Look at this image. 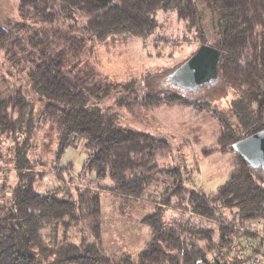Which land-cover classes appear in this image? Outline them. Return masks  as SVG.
Instances as JSON below:
<instances>
[{"label": "trees", "instance_id": "obj_1", "mask_svg": "<svg viewBox=\"0 0 264 264\" xmlns=\"http://www.w3.org/2000/svg\"><path fill=\"white\" fill-rule=\"evenodd\" d=\"M211 6L222 20L213 46L221 51L216 87L225 85L236 98L229 116L223 109L211 110L209 103L192 101L197 112L210 113L220 126L217 141L202 147V154L232 153L228 178L210 193L189 182V172L160 165L171 148L165 137L121 127L96 103L113 92H130L136 82L115 84L83 58L87 49L110 36L153 35L161 9L175 11L190 27L199 25L197 0H19L21 15L30 23L0 21L6 58L26 70L47 100L45 112L57 122L55 160L72 146L88 154L82 174L68 170L69 184L41 191L34 163L42 160L28 156L37 127L33 106L20 90L0 98V148L10 146L8 156L0 152V160L10 157L16 175L12 182L5 175L0 184V264H248L258 255L264 261L263 242L247 253L242 244L255 239L254 221L264 232V168L252 167L233 148L236 141L264 129V0H211ZM198 35L206 43L203 29ZM179 88L153 90L126 106L134 112L140 105L191 102ZM232 116L243 124L242 132L235 131ZM160 181L166 189L146 196L149 186ZM99 189L122 197V204L150 199L157 205L141 219L150 237L136 259L101 247ZM169 209L183 210L185 219L165 221ZM85 219L94 221L87 222L91 225L80 240L73 239L70 229L81 227Z\"/></svg>", "mask_w": 264, "mask_h": 264}, {"label": "rangeland", "instance_id": "obj_2", "mask_svg": "<svg viewBox=\"0 0 264 264\" xmlns=\"http://www.w3.org/2000/svg\"><path fill=\"white\" fill-rule=\"evenodd\" d=\"M197 1L201 11L199 25L190 27L177 19L175 11L161 9L156 13L158 25L153 35L144 39L126 34L110 36L104 42L95 44L91 50L87 49L83 58L91 61L115 84L136 82L131 93L126 90L113 92L96 103L107 108L108 114L115 118L121 127L154 132L165 137L171 148L169 154L165 155L168 158L159 160L160 165L164 168L179 167L183 175H186V171L189 172V182L210 193L228 178L232 168V153L219 152L210 156L202 154V147L211 146L217 141L220 126L210 113L197 112L193 102L198 100L209 103L211 110L219 113L223 109L229 116L232 113L231 103L236 98L231 90L223 84L216 87L218 83H214L201 86L196 91L184 90L191 102L181 106L150 108L140 105L136 108L135 105L134 112H129L126 106V102H133L130 99H140L144 94L152 93L151 91L156 89H163L162 92L173 88V91L181 90L176 84L172 87L170 76L178 65L188 60L202 44L198 29L206 32L208 40L204 44L215 45L214 40L222 22L220 14L213 10L211 0ZM18 5L19 0H0V21L13 19L30 23L28 18L21 15ZM19 90L31 102L37 122L28 156L42 160V163H34L37 178L41 180L38 182L40 190L47 192L69 184L72 180L68 170H72L75 176L82 174L88 158L87 152L80 146H72L58 162L55 160L59 128L53 116L45 112L47 100L34 88L26 70L13 65L0 47V98L10 97ZM230 121L236 132L243 131V124L236 122L235 116L230 117ZM5 146L0 148V152L3 156H8L10 146ZM10 160V157L0 160V167L4 169L0 174V184L5 175H8L11 182L16 180ZM41 171L45 172V176ZM153 189L160 194L166 186L161 181L152 183L145 195L152 194ZM100 192L101 209L98 218L101 225L96 229L98 238L101 239V247L108 253L129 254L136 259L145 249L150 237V228L148 225H142L141 219L156 211L157 205L150 199L122 204V197L109 195L102 189H99ZM181 212L183 210L169 209L164 215L165 221L171 222L177 217L185 219L184 213ZM93 221L85 219L81 227H72V238L80 240L84 232L88 231L86 228L91 225L87 222ZM62 235L63 231L59 233V237Z\"/></svg>", "mask_w": 264, "mask_h": 264}, {"label": "water", "instance_id": "obj_3", "mask_svg": "<svg viewBox=\"0 0 264 264\" xmlns=\"http://www.w3.org/2000/svg\"><path fill=\"white\" fill-rule=\"evenodd\" d=\"M221 51L201 44L197 51L171 74L173 85L196 91L201 86L214 84L219 79ZM233 148L254 168H264V129L244 137Z\"/></svg>", "mask_w": 264, "mask_h": 264}, {"label": "built area", "instance_id": "obj_4", "mask_svg": "<svg viewBox=\"0 0 264 264\" xmlns=\"http://www.w3.org/2000/svg\"><path fill=\"white\" fill-rule=\"evenodd\" d=\"M252 232L255 234L254 238H246L242 241L243 244V253L250 252L256 243H264V232L261 231V223L260 222H253ZM248 264H264L263 258L260 255L255 256L252 258Z\"/></svg>", "mask_w": 264, "mask_h": 264}, {"label": "crops", "instance_id": "obj_5", "mask_svg": "<svg viewBox=\"0 0 264 264\" xmlns=\"http://www.w3.org/2000/svg\"><path fill=\"white\" fill-rule=\"evenodd\" d=\"M105 75V74H104ZM106 76V75H105ZM173 108V107H172Z\"/></svg>", "mask_w": 264, "mask_h": 264}]
</instances>
